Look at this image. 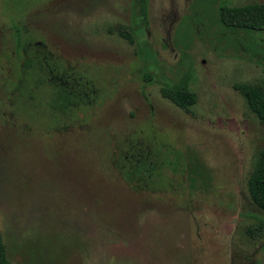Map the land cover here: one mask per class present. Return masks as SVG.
I'll list each match as a JSON object with an SVG mask.
<instances>
[{
  "label": "rangeland",
  "instance_id": "374dc122",
  "mask_svg": "<svg viewBox=\"0 0 264 264\" xmlns=\"http://www.w3.org/2000/svg\"><path fill=\"white\" fill-rule=\"evenodd\" d=\"M263 1L0 0L7 263L264 264V212L246 189L264 128L232 87L264 85V33L217 15ZM21 41L92 80L90 103L59 124L34 103L16 111ZM178 85L196 94L190 112L160 94ZM141 137L157 160L180 156L163 187L117 170L126 138Z\"/></svg>",
  "mask_w": 264,
  "mask_h": 264
},
{
  "label": "trees",
  "instance_id": "16d2710c",
  "mask_svg": "<svg viewBox=\"0 0 264 264\" xmlns=\"http://www.w3.org/2000/svg\"><path fill=\"white\" fill-rule=\"evenodd\" d=\"M217 15L225 27L264 33V1L238 6L219 4ZM21 43L23 57L17 67L15 97L12 99L16 111L29 114L30 105L33 107L34 103L38 111L41 107L46 112L45 115L38 112L40 117H46L50 124H59L75 115L79 107L90 103V98L98 90L92 85V80L72 75L74 72L71 68L59 63L44 48L33 45V50L29 52L30 44ZM232 87L264 128V85L237 81ZM160 94L186 112H190L191 105L196 101L195 92L185 85L161 87ZM163 152V159L157 160L151 145L146 144L142 137L126 138L124 150L118 152L117 170L125 181L137 187H163L165 177L162 169L164 164L169 165V162H165L167 156L170 154L173 159L180 157L172 151L163 149ZM246 189L251 201L264 212V141L255 153ZM0 264H9L5 259L1 236Z\"/></svg>",
  "mask_w": 264,
  "mask_h": 264
}]
</instances>
